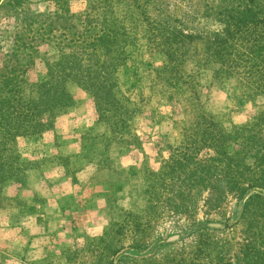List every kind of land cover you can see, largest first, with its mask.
<instances>
[{
	"label": "trees",
	"instance_id": "16d2710c",
	"mask_svg": "<svg viewBox=\"0 0 264 264\" xmlns=\"http://www.w3.org/2000/svg\"><path fill=\"white\" fill-rule=\"evenodd\" d=\"M42 1L52 8L34 11L31 0H0V21L12 23L14 51L28 56L24 68L0 70V205L12 199L5 194L7 187H23L31 169L17 149L18 138L53 128L60 112L73 105L68 82L90 94L94 124L102 127L100 134L92 127L81 137L77 157L83 166L98 160L99 169H112L107 152L115 149L120 155L140 148L135 121L142 108L117 72L142 63L145 54H159L164 60L151 69L149 86L171 96L181 119L178 138L167 146L169 156L158 170L145 169L143 213L163 203L183 209L192 190H206L207 204L235 193L247 241L231 260L226 242L203 237L196 250L198 264H264V109L225 128L204 110L200 83L201 72L209 70L213 82L232 84L250 100L264 96V0H198L186 11L177 0H85L81 13L71 11L69 0ZM43 45L51 46L52 53H41ZM36 61L44 69L30 79ZM124 217L139 229L142 216L127 212ZM104 235L88 238L87 247L102 245ZM173 240L114 248L109 243L103 247L109 258L101 253L94 264H148ZM58 249L72 261L78 253L63 242Z\"/></svg>",
	"mask_w": 264,
	"mask_h": 264
},
{
	"label": "rangeland",
	"instance_id": "374dc122",
	"mask_svg": "<svg viewBox=\"0 0 264 264\" xmlns=\"http://www.w3.org/2000/svg\"><path fill=\"white\" fill-rule=\"evenodd\" d=\"M177 1L181 2L179 7L185 11L189 6H198V0ZM69 4L74 13L84 11L85 0H69ZM30 7L34 11H43L52 8V5L42 0H31ZM52 51L51 46L40 47L41 53L51 54ZM27 58L26 52L14 51L12 23L0 21V70L15 66L24 68ZM142 60V63L134 67L120 68L117 72L122 87L133 90L134 94L130 97H134L142 108L135 121V132L141 147L129 148L120 155L115 149L107 152L108 158L105 160L112 169H99V164H95L98 160L83 166L85 161L77 157L81 155L80 143L83 134L92 127L93 133L100 134L102 127L94 124L96 113L90 94L75 82L67 83L73 105L60 112L51 130L36 136L18 138L17 149L29 160L31 169L27 171L24 186H17L19 191H28L21 198L18 192L10 201L4 199L1 203H10L13 206V215L17 217L32 211L43 212L49 217V205L52 202L50 197L53 192L43 183H50L58 174L76 185L74 189L68 185L62 190L63 202L73 209L75 219H72V230H67L64 235L57 232L49 221L41 219L45 230L40 238L31 240V236L27 239L29 235L22 237L24 243L28 240L26 245L20 247L23 252L18 245H11L6 249L4 247L0 251V264H38L45 255H48L47 261L40 264H94L101 253L109 258L110 255L103 250L109 243L114 248L118 245L150 243L160 238L174 240L170 245L161 248L148 264H198L196 250L203 237L226 242L228 258L231 260L238 255L240 247L248 239V233L245 221L238 218V197L235 193H227L221 202L207 204L206 190H192L187 197V207L183 209L163 203L155 212L143 213V190L147 185L145 169L158 170L162 159L169 156L167 146L179 136L181 115L179 106L171 96H164L157 88L149 86L148 78L154 77L151 69L161 64L164 57L159 54H145ZM43 69V64L36 61L27 77L32 79L35 74L42 73ZM200 83L204 110L225 128L245 123L264 109V96L250 100L241 95L232 84L213 82L209 70L201 72ZM21 92L24 97L27 96V85L21 86ZM102 152L101 149L100 153ZM37 183H41L40 189L34 190L33 187L39 188ZM7 190L9 189L5 190L6 195ZM24 196H33L34 201H40V204L22 209L20 213L15 211L21 202H26ZM127 212L142 216L139 229L130 227L124 221V213ZM3 234L0 233V247L4 246L1 244ZM102 235L105 239L102 245L92 246L90 249L87 247L88 238ZM7 237L13 240L12 236ZM60 242L69 245L71 252H78L73 257L74 261L67 257V253L58 249ZM127 264L147 263L137 260Z\"/></svg>",
	"mask_w": 264,
	"mask_h": 264
},
{
	"label": "crops",
	"instance_id": "0c3cea01",
	"mask_svg": "<svg viewBox=\"0 0 264 264\" xmlns=\"http://www.w3.org/2000/svg\"><path fill=\"white\" fill-rule=\"evenodd\" d=\"M43 184L44 186H48L49 189H51L53 192L52 196L50 197V200H52V202L49 205L51 211V215L49 217H47L46 214L40 211L39 213L32 211L30 213L22 214L17 217L16 215H13L12 205H4V203L0 205V233H4L3 239H1V244L4 246L0 247V251L4 247L6 249L11 245H18L20 251L23 252L20 247H22V245H26L28 240H26V242L24 243L22 237H28L29 235L27 239H30L31 236V240H34L35 238H40L39 236L43 233V230H45V224L41 223V219L49 221L54 225V228L58 230L57 232L63 235L67 232V230H72V219H75V216H73L75 212H73V209H70L67 205L64 204L65 202H63L62 198V195L64 193L62 192V190L68 185L72 186L74 189L76 185L71 181L63 179L58 174H56V177L51 180L50 183ZM36 185L39 186V188L33 187V189H40L41 183H37ZM7 189H9L7 190V196L11 198L14 197L13 195L17 194L18 192L21 198L23 195H26L25 191H28L23 189V191H19V189L15 186H10ZM24 198L26 202H21L17 206V208H15V211H18L20 213L22 209H28L29 207L33 208L36 204H40L39 201H34L33 196H30V198L24 196ZM23 231H25V233H23ZM7 236H12L13 240L11 241ZM16 240L17 242H15ZM16 260H18V258H16Z\"/></svg>",
	"mask_w": 264,
	"mask_h": 264
}]
</instances>
